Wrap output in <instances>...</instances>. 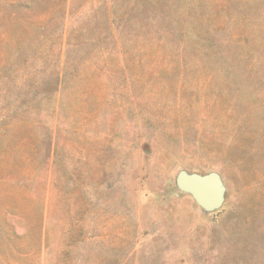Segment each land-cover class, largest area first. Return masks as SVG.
<instances>
[{
  "label": "rangeland",
  "instance_id": "obj_1",
  "mask_svg": "<svg viewBox=\"0 0 264 264\" xmlns=\"http://www.w3.org/2000/svg\"><path fill=\"white\" fill-rule=\"evenodd\" d=\"M0 264H264V0H0Z\"/></svg>",
  "mask_w": 264,
  "mask_h": 264
},
{
  "label": "water",
  "instance_id": "obj_2",
  "mask_svg": "<svg viewBox=\"0 0 264 264\" xmlns=\"http://www.w3.org/2000/svg\"><path fill=\"white\" fill-rule=\"evenodd\" d=\"M175 186L190 195L205 212L214 211L223 204L225 186L216 171L200 173L180 169L175 175Z\"/></svg>",
  "mask_w": 264,
  "mask_h": 264
}]
</instances>
